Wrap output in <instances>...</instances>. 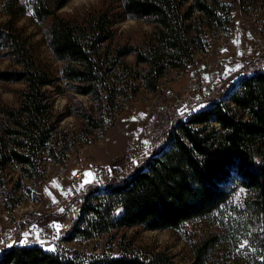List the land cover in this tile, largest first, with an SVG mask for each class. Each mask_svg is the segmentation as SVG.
I'll use <instances>...</instances> for the list:
<instances>
[{"label":"trees","instance_id":"trees-1","mask_svg":"<svg viewBox=\"0 0 264 264\" xmlns=\"http://www.w3.org/2000/svg\"><path fill=\"white\" fill-rule=\"evenodd\" d=\"M69 1L40 3L36 10L42 19L52 17L50 43L56 57L65 63L66 79L77 92L92 96L100 104L129 94L127 87L118 89L123 81L117 78L120 71L105 68L110 60L117 67L116 60L135 52L137 63L145 65L137 78L156 91L169 68H184L192 63L197 50H205L209 29H228L233 22L232 6L225 0H126L127 14L152 18L157 26L144 48H121L112 59L114 52L106 46L115 35L110 13L103 11L84 20L60 16L58 10ZM0 48L8 49L13 61V67L0 70V81L26 84L20 105L2 108L0 164L15 161L26 170L29 166L37 168L34 159L49 147L64 117L55 112L47 88L53 83L51 72L38 60L28 36L12 19L0 22ZM263 58L250 59L242 70ZM90 112L86 114L88 121L100 127ZM113 169L116 171L115 165ZM240 190L245 193L242 211L253 229L255 244L264 249V66L241 78L227 101L195 110L178 123L169 146L153 153L128 177L109 186L94 185L78 195L75 200L81 206L70 238L80 234L89 238L137 225L180 228L190 221L215 219L229 207L237 211L234 198ZM119 208L122 213L116 215ZM215 239L212 236L199 244L194 264H213L210 255ZM23 245L5 248L0 264H173L162 252L88 260L81 252L55 255L43 245Z\"/></svg>","mask_w":264,"mask_h":264},{"label":"rangeland","instance_id":"rangeland-1","mask_svg":"<svg viewBox=\"0 0 264 264\" xmlns=\"http://www.w3.org/2000/svg\"><path fill=\"white\" fill-rule=\"evenodd\" d=\"M8 2L14 4V9ZM44 2L53 4L54 0H0V22L12 19L24 30L38 60L51 72L53 83L47 88L51 91L55 112L64 116L49 147L34 159L37 168L29 166L26 170L15 161L7 166L0 164V241L5 236L20 239L21 226L39 221L51 232H59L62 239L39 241L29 237L24 245H43L48 250L58 248L62 254L81 252L88 260L123 253L162 252L173 264H194L199 244L216 236L217 242L209 254L213 264H264V249L255 244L253 229L242 211L245 195L242 190L234 198L237 211L229 207L215 219L190 221L180 228L148 229L137 225L89 238L81 234L70 238L74 217L81 206L75 200L78 195L89 192L94 185L109 186L112 181L128 177L153 153L169 146L178 123L195 110L227 101L237 83L234 82L236 77L254 74L264 66L263 58L250 69L242 70L250 59L264 57V0H246V4L242 0H225L233 9V22L228 29H209L205 50H197L192 61L197 65L196 70L181 77L183 68H169L156 91L148 89L144 79L137 78L145 65L137 63L135 52L116 60L117 67L110 60L105 68L120 71L117 78L123 81L119 82L118 89L127 87L129 94L127 97L118 95L103 104L77 92L64 76L65 63L56 57L50 43L52 17L42 19L36 10L37 5ZM125 2L70 0L57 13L84 20L108 11L114 21L115 35L106 46L114 52L111 53L113 59L115 51L121 48H144L154 37L157 26L152 18L127 14ZM11 67L13 61L8 49L0 48V70ZM196 80L199 89L186 94L183 87ZM109 83L112 86L110 78ZM25 87L23 82L0 81V130L4 120L2 108L18 107L21 90ZM167 89L174 94H167ZM90 111L98 118L100 127L95 128L88 121L86 114ZM95 169L105 171L102 182L96 180ZM78 173L81 185L76 187L73 181ZM115 213L121 214L122 209ZM244 241L247 244L242 248ZM3 249L1 246L0 256L7 250Z\"/></svg>","mask_w":264,"mask_h":264},{"label":"built area","instance_id":"built-area-1","mask_svg":"<svg viewBox=\"0 0 264 264\" xmlns=\"http://www.w3.org/2000/svg\"><path fill=\"white\" fill-rule=\"evenodd\" d=\"M196 66H197L196 64L190 63L189 65L184 67L180 73L181 77H186L188 74L195 71L197 68ZM199 87H200V84L196 80L193 82H189L186 86L183 87V90L186 94H190V92L196 89H199ZM166 91H167V94H170V95L174 94L173 90L171 89H167ZM95 177L98 182H102L105 177V171L102 169H95ZM73 182L76 187L81 185V177L79 173L74 177ZM18 232L20 234V239L5 236L0 241V247L3 246V248L5 249L6 246H10L12 244H24V241L29 237H35L39 241L50 239L52 241L58 242L59 240H61V235L59 232L57 231L51 232L49 228H46V226L41 224L39 221L27 222L26 225L21 226L18 229ZM26 233L28 234L27 236H25ZM49 251H55V255H62V253L59 251L58 248H50Z\"/></svg>","mask_w":264,"mask_h":264},{"label":"snow or ice","instance_id":"snow-or-ice-1","mask_svg":"<svg viewBox=\"0 0 264 264\" xmlns=\"http://www.w3.org/2000/svg\"><path fill=\"white\" fill-rule=\"evenodd\" d=\"M133 119H135V118H133ZM87 175H91V173H88ZM27 235L28 234L26 233L25 236H27ZM246 244H247V241H244V243L241 244V247L243 248Z\"/></svg>","mask_w":264,"mask_h":264},{"label":"water","instance_id":"water-1","mask_svg":"<svg viewBox=\"0 0 264 264\" xmlns=\"http://www.w3.org/2000/svg\"><path fill=\"white\" fill-rule=\"evenodd\" d=\"M241 80V78H240V76H238V77H236L235 79H234V82H238V81H240Z\"/></svg>","mask_w":264,"mask_h":264},{"label":"bare ground","instance_id":"bare-ground-1","mask_svg":"<svg viewBox=\"0 0 264 264\" xmlns=\"http://www.w3.org/2000/svg\"><path fill=\"white\" fill-rule=\"evenodd\" d=\"M181 71H182V70H181ZM78 213H79V212H78ZM61 239H62V238H61ZM12 245H16V244H12ZM12 245H10V246H12ZM7 247H9V246H6V248H7ZM3 250H4V249H3ZM54 252H55V251H54Z\"/></svg>","mask_w":264,"mask_h":264},{"label":"crops","instance_id":"crops-1","mask_svg":"<svg viewBox=\"0 0 264 264\" xmlns=\"http://www.w3.org/2000/svg\"><path fill=\"white\" fill-rule=\"evenodd\" d=\"M255 59V58H254ZM243 65V64H242ZM89 185V182L87 183V186Z\"/></svg>","mask_w":264,"mask_h":264}]
</instances>
